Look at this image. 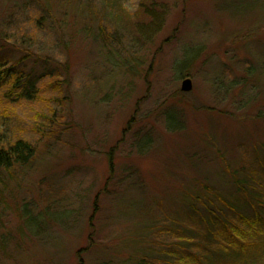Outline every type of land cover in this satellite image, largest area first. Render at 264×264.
Segmentation results:
<instances>
[{
  "label": "rangeland",
  "instance_id": "rangeland-1",
  "mask_svg": "<svg viewBox=\"0 0 264 264\" xmlns=\"http://www.w3.org/2000/svg\"><path fill=\"white\" fill-rule=\"evenodd\" d=\"M2 35L37 95L0 89V146L35 148L2 176L0 264H264L234 195L264 216V0H0Z\"/></svg>",
  "mask_w": 264,
  "mask_h": 264
},
{
  "label": "trees",
  "instance_id": "trees-1",
  "mask_svg": "<svg viewBox=\"0 0 264 264\" xmlns=\"http://www.w3.org/2000/svg\"><path fill=\"white\" fill-rule=\"evenodd\" d=\"M144 13H149L148 16H150L151 18V24L153 22L156 23L157 21H159V17L152 14V12L150 13L146 10L144 11ZM154 23L152 25H154ZM98 36H100L101 40H103L104 42L112 40V36L109 34V32L106 31L104 26L100 27V32H98ZM0 41V89L4 86H10V90L15 91L17 96L22 97L25 100L33 99L37 95L35 93L37 92V89L35 87L36 80L34 81L30 79L29 73L25 74L23 70L16 68L14 62H9L8 58L5 55H2L1 53L5 44H11L12 46H15L14 48L20 49V46L18 45L19 41L16 40L14 42V40H12L10 37H7L6 35H2V37L0 36ZM22 51H27L28 54H22L19 60L23 61L25 59H28V57L32 55V53L26 50L25 48H23ZM34 63L36 64V62ZM43 76H49L53 78L54 75L52 72H50L49 67H45ZM53 112L55 116V111ZM52 122L53 120L47 126L51 127ZM46 133L48 135H51L50 132ZM34 153L35 148L32 143L22 138H19L14 142H10V144H8L7 146H0V183L2 180V176L5 173H10L17 164H26L30 160V158L34 156ZM234 184V195L238 197V200L240 202H244L247 204L250 203L255 208L259 207L257 211H254L255 215L254 218H252L251 220L247 219V221H244L246 218L240 216L239 220L243 222L245 226H249L250 228H252V230H256L258 225L261 226L264 230V216L259 211L260 209H262V200L260 199L259 195L256 194V192H259V190L252 186L247 187L245 183L242 184L241 182H237L236 180L234 181ZM208 194H214V189L206 188L203 186L199 189H196L195 192H192V196L188 202V207L192 208V211H195V201H203L202 199H200L202 197L204 198L203 205L209 213V223H212L211 225L213 226L218 224L217 222H219V224L226 226L227 224L224 223L225 221L223 220V218L218 216L212 209L215 206L211 204V200L209 199V197H207ZM215 196L223 205L225 204L226 207L230 206L231 208H233L231 206V201L227 203L228 201H226V198H221L216 194Z\"/></svg>",
  "mask_w": 264,
  "mask_h": 264
},
{
  "label": "water",
  "instance_id": "water-1",
  "mask_svg": "<svg viewBox=\"0 0 264 264\" xmlns=\"http://www.w3.org/2000/svg\"><path fill=\"white\" fill-rule=\"evenodd\" d=\"M192 87L191 80L189 78H185L182 82L181 90L189 91Z\"/></svg>",
  "mask_w": 264,
  "mask_h": 264
}]
</instances>
